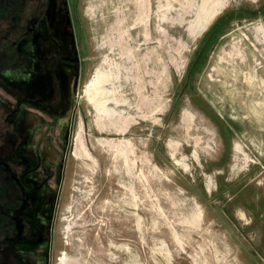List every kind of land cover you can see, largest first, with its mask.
I'll use <instances>...</instances> for the list:
<instances>
[{"label": "rangeland", "instance_id": "obj_1", "mask_svg": "<svg viewBox=\"0 0 264 264\" xmlns=\"http://www.w3.org/2000/svg\"><path fill=\"white\" fill-rule=\"evenodd\" d=\"M77 3L83 111L45 262L264 264V0ZM16 4L0 0L2 51Z\"/></svg>", "mask_w": 264, "mask_h": 264}, {"label": "flooded vegetation", "instance_id": "obj_2", "mask_svg": "<svg viewBox=\"0 0 264 264\" xmlns=\"http://www.w3.org/2000/svg\"><path fill=\"white\" fill-rule=\"evenodd\" d=\"M16 2L0 50V264H47L86 60L77 0Z\"/></svg>", "mask_w": 264, "mask_h": 264}, {"label": "bare ground", "instance_id": "obj_3", "mask_svg": "<svg viewBox=\"0 0 264 264\" xmlns=\"http://www.w3.org/2000/svg\"><path fill=\"white\" fill-rule=\"evenodd\" d=\"M208 18V16L205 18V19H207ZM115 62V61H114ZM110 64V63H109ZM110 70V69H109ZM111 70H112V68H111ZM96 78V77H95ZM99 78H101V77H99ZM99 78H97V79H99ZM107 79V78H106ZM101 80H103V79H101ZM95 81H97V80H95ZM99 81V80H98ZM100 82V81H99ZM113 83V82H112ZM134 84V83H133ZM99 85L98 84H95V83H93V86L88 90V95H90V98H91V100H93V102H94V105H95V107H96V109H97V115H96V121L98 122V124H99V126L100 125H105V121H104V119H103V116L101 115V113L103 112V111H105L106 109V107L103 105V103H102V100H101V93L99 94V91H98V87ZM86 89H88V88H86ZM103 90V89H102ZM112 92V91H111ZM113 92H115V91H113ZM109 94V93H108ZM125 94V93H124ZM105 95V94H104ZM108 96V95H107ZM106 96V97H107ZM105 96H104V99L106 98ZM140 97V96H139ZM112 98V97H111ZM107 101V100H106ZM115 101V100H114ZM116 102V101H115ZM117 103V102H116ZM107 105V104H106ZM111 109V108H110ZM113 111V110H112ZM112 111H110V112H112ZM105 113V112H104ZM118 113V112H117ZM116 113V114H117ZM112 115H115V113L114 114H112ZM184 118H186V116L184 117ZM96 122V123H97ZM122 125V124H121ZM102 127V126H101ZM92 134V133H91ZM110 140V139H109ZM101 142H104V140L103 139H101ZM107 142V141H106ZM84 144V143H83ZM77 146H78V144H77ZM76 147V146H75ZM83 147L84 146H82V143L81 142H79V149L77 150V153L79 154V155H81V156H85V157H88L89 156V154H87L88 152H85V150L83 149ZM75 245V244H74ZM64 257V256H63ZM69 257H71V256H69ZM78 257V256H77ZM67 258V257H66ZM62 259V258H61ZM70 259V258H69ZM74 259V258H73ZM75 260V259H74ZM68 261V259L65 261V259L63 260V262L65 263V262H67ZM71 261V260H70ZM77 261V260H76ZM78 261H79V259H78ZM69 263V262H68ZM81 263V262H80Z\"/></svg>", "mask_w": 264, "mask_h": 264}, {"label": "trees", "instance_id": "obj_4", "mask_svg": "<svg viewBox=\"0 0 264 264\" xmlns=\"http://www.w3.org/2000/svg\"><path fill=\"white\" fill-rule=\"evenodd\" d=\"M221 22H222V21H221ZM221 22H218V23L214 26V28L212 29V31H211V33H210L208 39H210V38L212 37L213 33L216 31L217 27L221 24ZM206 44H207V43H205V44H203V45L201 46L200 51L198 52V54H197V56L195 57L194 61L191 63V67H192V66H197L198 63H200V62L202 61V57H203V55H204V49H205V47H206Z\"/></svg>", "mask_w": 264, "mask_h": 264}]
</instances>
